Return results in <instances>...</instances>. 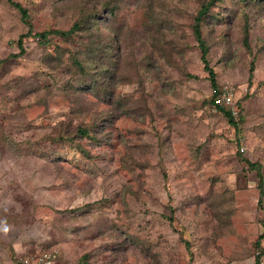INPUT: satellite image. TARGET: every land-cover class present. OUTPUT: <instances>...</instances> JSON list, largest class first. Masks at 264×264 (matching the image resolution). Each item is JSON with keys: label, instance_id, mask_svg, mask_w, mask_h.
<instances>
[{"label": "rangeland", "instance_id": "obj_1", "mask_svg": "<svg viewBox=\"0 0 264 264\" xmlns=\"http://www.w3.org/2000/svg\"><path fill=\"white\" fill-rule=\"evenodd\" d=\"M15 1L33 32L82 29L19 53L27 26L0 0V264L51 249L53 264H254L264 185L241 158L264 182V0H217L200 28L237 127L191 29L208 0ZM77 62L109 64L104 89Z\"/></svg>", "mask_w": 264, "mask_h": 264}, {"label": "trees", "instance_id": "obj_2", "mask_svg": "<svg viewBox=\"0 0 264 264\" xmlns=\"http://www.w3.org/2000/svg\"><path fill=\"white\" fill-rule=\"evenodd\" d=\"M8 2H10L14 7H16L21 15V21L27 26V32L20 34L18 40H17V45L20 48V52L19 53H24L25 49L23 48V38L26 36H33L37 39V42L43 46V47H49V45H52L54 43V41L51 38V35L55 34V35H60L64 40L68 39L70 36H72V34L76 33L77 31H80L82 29V24L80 21H76L74 22L73 26L67 30H41V31H37V32H33V24L30 20V15L28 13L27 8H25L24 6H22V4L20 2H17L15 0H7ZM216 1L217 0H208L205 3H201L199 6V9L196 12V15L193 18V25L191 27L192 29V33L194 35V38L196 40V42L199 45L200 48V53H201V60L202 62L205 64V69L209 72V80H210V85H211V99L210 102L212 103V106L220 111L226 118L228 123L232 124L233 126L237 127L238 125V120H240L241 118H239L238 120L234 119V114L232 112V109L229 105L224 104L223 101H221V96L224 93L225 89L227 88H221L216 80V73L215 71L209 66V62H208V51H209V45L206 41V39H204L202 37V32L200 30L202 22L204 21H210V20H216V16H212L211 13L214 11V7L216 5ZM254 3L256 5H259V1L258 0H254ZM112 3H108L107 5L110 6ZM215 4V5H214ZM213 8V9H212ZM115 9V7L110 6V10L113 11ZM207 16H210L212 19H209ZM169 24V23H168ZM71 38V37H70ZM69 38V39H70ZM73 40V39H72ZM85 52L84 55L86 54V58H88V60H92L91 62H89V64H93L95 65V62H93V60L97 57V55H106L104 54V52H107L105 50V48H103L102 42L99 43L98 40H93L90 39L88 41L85 42ZM58 49L60 48V44L57 46ZM94 58V59H93ZM77 60V59H75ZM82 62H77L78 65V71L81 74H85V73H89L93 76L92 78V83L91 86H98L100 85V87H104L102 86L106 81L107 78L109 76H112V72L108 71V67L109 64L104 66V68H102V71H98V72H87L88 70L83 68L81 66ZM99 87V86H98ZM232 97L234 98V93L232 92ZM234 100V99H233ZM236 103V102H235ZM234 103V105H235ZM237 105V106H236ZM235 105V109L237 112V115L239 113V110H242V106H240L239 103H236ZM241 117V116H239ZM79 131L88 136L89 133L87 131L86 128H81L79 129ZM242 160H246V164H247V168L249 169H256L257 170V175L259 176V186H263L264 182L262 179V174H261V165L257 162H250L249 160H247L246 158H241ZM263 190L261 189L259 192V201L262 200V195H263ZM264 238V232L261 233L258 236V239L256 241L257 246H260V240ZM53 250V249H51ZM48 252L50 250H45L44 252ZM262 251V252H261ZM264 249L261 247L260 249V253L261 255L264 254ZM260 255L256 256L255 259V263L254 264H258L260 261ZM78 264H85L83 262L78 263Z\"/></svg>", "mask_w": 264, "mask_h": 264}, {"label": "built area", "instance_id": "obj_3", "mask_svg": "<svg viewBox=\"0 0 264 264\" xmlns=\"http://www.w3.org/2000/svg\"><path fill=\"white\" fill-rule=\"evenodd\" d=\"M221 101L224 102V104H227L231 107L233 114H236V109H235V105H234V100L232 97V90L230 92V90H225L224 93L221 96ZM57 251V250H56ZM56 251L50 250V251H46L43 254H40L39 256H37L36 258H29V259H24L22 261V264H53L57 253ZM257 255H260V261L258 264H264V255H261L260 252H257Z\"/></svg>", "mask_w": 264, "mask_h": 264}]
</instances>
